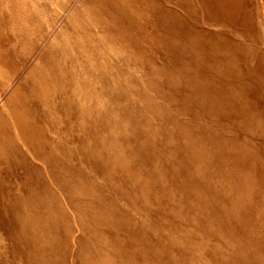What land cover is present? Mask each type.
Returning <instances> with one entry per match:
<instances>
[{
	"label": "rangeland",
	"instance_id": "1",
	"mask_svg": "<svg viewBox=\"0 0 264 264\" xmlns=\"http://www.w3.org/2000/svg\"><path fill=\"white\" fill-rule=\"evenodd\" d=\"M210 8L0 0V264H264L262 114L231 122Z\"/></svg>",
	"mask_w": 264,
	"mask_h": 264
},
{
	"label": "bare ground",
	"instance_id": "2",
	"mask_svg": "<svg viewBox=\"0 0 264 264\" xmlns=\"http://www.w3.org/2000/svg\"><path fill=\"white\" fill-rule=\"evenodd\" d=\"M210 1L216 5L215 11L210 8V11L208 12L210 19H215L213 14L214 12H217L219 15L218 19L222 21V23L220 24L223 26V28H225V30L230 29V34L227 37L228 39L226 41L228 50L225 55H227V58H229V66L225 68L227 76L225 89H227V106L230 109L229 112L231 122H233L234 125H239V123H242L245 118L246 122L244 123V125L249 124V126L251 127L249 118H246V116L244 115L247 114L252 108V105L250 103L252 98H257L259 105L258 110L262 115L260 117V120L254 121L260 128L264 130V15L261 10V3L264 7V0ZM210 22L213 23L215 21L212 20ZM215 23L218 24L219 22ZM248 92L252 97L251 99H247ZM258 92H260L259 96ZM255 132L258 131L255 130ZM233 168L235 167L233 166ZM259 184H261V187H263L264 189V176L259 179ZM263 198L264 194L263 196H261V194H259V191H257L255 194V200L259 205H261V202H263ZM242 215L243 214H241V217ZM102 220L106 222L105 217H102ZM120 227L122 226L120 225ZM247 232H244L245 235L251 233ZM244 233L242 234V236H245ZM253 236L255 235L253 234ZM248 237L250 236L248 235ZM248 239L246 240L248 241ZM253 243L254 242H252V244Z\"/></svg>",
	"mask_w": 264,
	"mask_h": 264
}]
</instances>
